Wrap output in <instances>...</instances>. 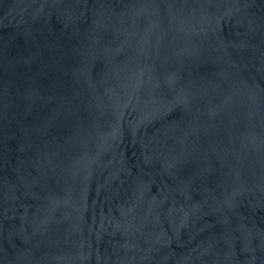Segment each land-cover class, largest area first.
I'll return each instance as SVG.
<instances>
[{
	"label": "water",
	"instance_id": "1",
	"mask_svg": "<svg viewBox=\"0 0 264 264\" xmlns=\"http://www.w3.org/2000/svg\"><path fill=\"white\" fill-rule=\"evenodd\" d=\"M0 264H264V0H0Z\"/></svg>",
	"mask_w": 264,
	"mask_h": 264
}]
</instances>
